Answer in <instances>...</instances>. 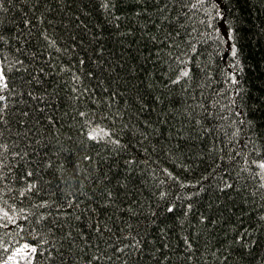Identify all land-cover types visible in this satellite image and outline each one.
<instances>
[{
    "label": "snow or ice",
    "instance_id": "6c2138e0",
    "mask_svg": "<svg viewBox=\"0 0 264 264\" xmlns=\"http://www.w3.org/2000/svg\"><path fill=\"white\" fill-rule=\"evenodd\" d=\"M242 3L0 0V264H264Z\"/></svg>",
    "mask_w": 264,
    "mask_h": 264
},
{
    "label": "trees",
    "instance_id": "16d2710c",
    "mask_svg": "<svg viewBox=\"0 0 264 264\" xmlns=\"http://www.w3.org/2000/svg\"><path fill=\"white\" fill-rule=\"evenodd\" d=\"M241 8L246 20L256 26L253 29L256 31L264 23V15H261L258 9L252 5L251 0L246 5L242 3ZM245 71L249 79V86L259 85L260 81L264 80V38L259 36L255 38Z\"/></svg>",
    "mask_w": 264,
    "mask_h": 264
}]
</instances>
